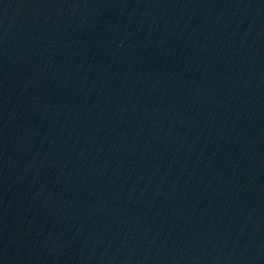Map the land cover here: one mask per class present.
<instances>
[{"label": "water", "instance_id": "water-1", "mask_svg": "<svg viewBox=\"0 0 264 264\" xmlns=\"http://www.w3.org/2000/svg\"><path fill=\"white\" fill-rule=\"evenodd\" d=\"M0 264H264V0H0Z\"/></svg>", "mask_w": 264, "mask_h": 264}]
</instances>
